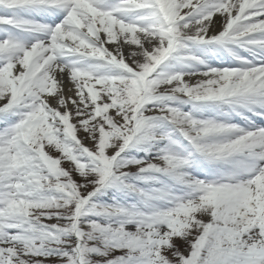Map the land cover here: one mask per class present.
Returning <instances> with one entry per match:
<instances>
[{"label":"snow or ice","instance_id":"obj_1","mask_svg":"<svg viewBox=\"0 0 264 264\" xmlns=\"http://www.w3.org/2000/svg\"><path fill=\"white\" fill-rule=\"evenodd\" d=\"M0 264H264V0H0Z\"/></svg>","mask_w":264,"mask_h":264}]
</instances>
